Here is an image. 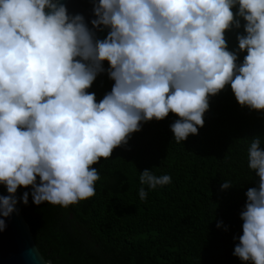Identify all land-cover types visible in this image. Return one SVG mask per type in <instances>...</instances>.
I'll return each instance as SVG.
<instances>
[{"label": "clouds", "instance_id": "obj_1", "mask_svg": "<svg viewBox=\"0 0 264 264\" xmlns=\"http://www.w3.org/2000/svg\"><path fill=\"white\" fill-rule=\"evenodd\" d=\"M91 2L90 28L64 0H0V185L9 194L0 195V232L21 187H31L36 205L66 208L93 197L100 175L92 166L127 145L143 123L173 113L179 119L171 131L184 142L204 126L210 98L229 85L242 107L264 110V0ZM241 27L230 51L226 32ZM105 71L114 84L97 102L88 89ZM248 166L258 185L246 192L233 255L264 264L259 137L249 146ZM171 180L148 169L140 175L149 189ZM139 196L147 198L144 187ZM28 197L20 198L25 205Z\"/></svg>", "mask_w": 264, "mask_h": 264}, {"label": "trees", "instance_id": "obj_2", "mask_svg": "<svg viewBox=\"0 0 264 264\" xmlns=\"http://www.w3.org/2000/svg\"><path fill=\"white\" fill-rule=\"evenodd\" d=\"M243 32V27L226 32L230 51L238 48L237 34ZM244 55L239 54V62ZM104 67L107 70L108 63ZM113 84L105 71L88 91L99 102ZM176 119L170 113L164 120L143 123L127 145L94 164L100 180L91 198L66 208L47 202L36 205L31 187L18 189V208L45 260L55 264H248L233 251L243 234L240 213L246 192L258 185L259 178L248 166V149L255 137L264 149V110L242 107L229 85L210 98L205 124L197 135L177 143L170 128ZM145 169L157 176L170 175L171 183L155 189L141 185ZM224 181L232 187L222 190ZM141 187L147 191L143 200ZM25 192L29 193L27 205L20 199Z\"/></svg>", "mask_w": 264, "mask_h": 264}, {"label": "water", "instance_id": "obj_3", "mask_svg": "<svg viewBox=\"0 0 264 264\" xmlns=\"http://www.w3.org/2000/svg\"><path fill=\"white\" fill-rule=\"evenodd\" d=\"M69 14H82L91 28L95 18L91 0H64ZM107 30L98 31L100 39L105 38ZM107 63V62H105ZM0 195H9L6 187L0 185ZM6 228L0 232V264H53L45 260L39 252L18 205L10 217L4 218Z\"/></svg>", "mask_w": 264, "mask_h": 264}, {"label": "flooded vegetation", "instance_id": "obj_4", "mask_svg": "<svg viewBox=\"0 0 264 264\" xmlns=\"http://www.w3.org/2000/svg\"><path fill=\"white\" fill-rule=\"evenodd\" d=\"M47 260H51V259H47ZM52 261V260H51ZM52 263H53V261H52ZM53 264H55V263H53ZM58 264V263H57Z\"/></svg>", "mask_w": 264, "mask_h": 264}]
</instances>
